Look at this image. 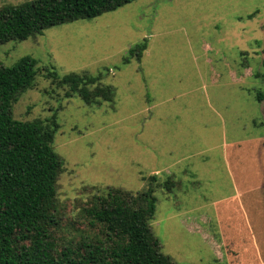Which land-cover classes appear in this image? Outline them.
Segmentation results:
<instances>
[{
    "label": "rangeland",
    "instance_id": "obj_1",
    "mask_svg": "<svg viewBox=\"0 0 264 264\" xmlns=\"http://www.w3.org/2000/svg\"><path fill=\"white\" fill-rule=\"evenodd\" d=\"M144 37L140 61L122 64ZM263 54L264 0H135L0 44L1 64L30 55L39 68L12 117L59 123L61 243L84 235L95 188L141 192L149 176L170 175V192L155 185L150 224L164 254L177 264H264V103L253 96L264 88ZM44 67L100 73L113 100L65 96Z\"/></svg>",
    "mask_w": 264,
    "mask_h": 264
},
{
    "label": "trees",
    "instance_id": "obj_2",
    "mask_svg": "<svg viewBox=\"0 0 264 264\" xmlns=\"http://www.w3.org/2000/svg\"><path fill=\"white\" fill-rule=\"evenodd\" d=\"M135 0H31L0 6V44L21 41L52 26L91 19ZM250 17V15H248ZM148 46L144 37L129 47L122 64L140 61ZM37 60L20 57L0 63V264H177L161 251L151 221L155 213L156 175L149 186L132 192L107 185L95 188L83 207L86 225L78 242L62 244L57 234L56 180L62 159L53 149L59 129L55 114L18 120L12 105L34 85ZM264 66V54L262 57ZM53 84L67 86L65 96L77 93L86 104L112 101L114 88L101 84V75L69 72L59 75L44 67ZM264 103V88L253 92ZM174 177L160 182L174 187Z\"/></svg>",
    "mask_w": 264,
    "mask_h": 264
},
{
    "label": "crops",
    "instance_id": "obj_3",
    "mask_svg": "<svg viewBox=\"0 0 264 264\" xmlns=\"http://www.w3.org/2000/svg\"><path fill=\"white\" fill-rule=\"evenodd\" d=\"M187 218H189V217H187ZM197 225V227H199V225L198 224H196Z\"/></svg>",
    "mask_w": 264,
    "mask_h": 264
}]
</instances>
